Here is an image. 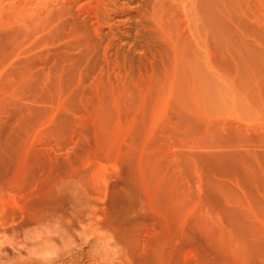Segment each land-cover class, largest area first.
Returning <instances> with one entry per match:
<instances>
[{
	"label": "rangeland",
	"instance_id": "374dc122",
	"mask_svg": "<svg viewBox=\"0 0 264 264\" xmlns=\"http://www.w3.org/2000/svg\"><path fill=\"white\" fill-rule=\"evenodd\" d=\"M94 1L20 5L1 178L55 243L0 264H264V0Z\"/></svg>",
	"mask_w": 264,
	"mask_h": 264
},
{
	"label": "bare ground",
	"instance_id": "6f19581e",
	"mask_svg": "<svg viewBox=\"0 0 264 264\" xmlns=\"http://www.w3.org/2000/svg\"><path fill=\"white\" fill-rule=\"evenodd\" d=\"M95 1L94 2L98 6L99 4L102 5L104 0H95ZM105 1L109 2L110 0H105ZM22 4H23L22 0H11L10 3L8 2V0H0V115L5 117V119H4V117L0 116L1 117L0 125L2 124L4 126H6L5 128L8 127L9 128L8 130L12 131L9 133V131L6 130V131H8V133L10 135H11V133L18 134L20 131V128L22 127L21 124L23 122L22 116H21V109H22L21 104H20L21 100L19 97L20 91H21L20 87H21V79H22L21 78V52L22 51H21V45H20L21 40H20V34H19V23L20 22L18 21L19 17L23 14L22 11L20 10V8H21L20 5H22ZM97 6H95V9H97L96 8ZM99 7H101V6H99ZM20 13H21V15H20ZM99 13H100L99 11H96V13H95V15H96L95 19L97 22L98 21L100 22V20H101L99 18L100 16L98 15ZM20 18H22V17H20ZM10 21H13V24L15 25L14 28L10 27L12 29L8 28ZM11 24L12 23H10V26L13 25V24L12 25ZM20 25H21V23H20ZM8 97L9 98L13 97V101H12L11 105L7 104V101L9 100ZM6 104L9 106H12V109H11L12 112H10L12 116H10V117L7 116V119H6V115L9 114L8 112H9L11 107L8 110L7 109L8 106ZM4 107H6V109ZM5 111H7V112H5ZM31 114H33V113H31ZM39 114H41V113H39ZM42 115L43 114H41V117H42ZM29 117H30V115H29ZM36 117H38V116L36 115ZM44 117H46V116L43 115V120H44ZM45 122L47 125L50 124V120L47 117L45 118ZM0 127H2V126H0ZM2 129H4V128H2ZM21 130H23V129H21ZM2 131L5 132V130L0 129V143H1V132ZM15 134H13V135H15ZM2 139L7 140V138L6 139L2 138ZM18 139L19 138H17V140ZM1 145H2V143L0 144V149L2 150ZM4 151H6V150H4ZM49 152H50V150H48V153ZM4 153L6 154V152H4ZM0 155H2V154H0ZM5 157H6V155H5ZM1 158H4V157H1ZM46 158H47V156H46ZM50 158H51V156L48 154V158H47L48 161L52 160ZM1 171L2 170H0V235L2 237L0 236V241H1L0 242V258L2 257L1 255L7 249L6 248L7 245H10L11 248L14 250L15 249L17 250L20 246H22L21 247L22 249H24V247H27L29 250H32V251L35 250V252L36 251L37 252L42 251L44 253L46 252V254L48 253L47 254L48 257H49V255L51 256V250H53L52 247H53V244L55 243L54 242L55 241V236H54L55 235V224H54V217H53L54 215L52 213L53 211L51 212V210L48 208L42 217L36 216L37 217V218L35 217L36 219L34 218L31 220L32 227L28 226L29 228H25L26 224H28L30 222L25 224V222L22 220V215L24 214V207H23V203H22L23 202L22 201L23 196L20 193L21 192L20 188L22 185V183L20 182L21 178H20V180H18L19 179L18 177H20V176H17L14 178L16 180H14L15 182H14L13 188L15 187L14 190H17L15 192V194L16 193L17 194H16V197L12 200L11 204H9L7 202V199H6V196L8 195L9 190L6 189V187H7L5 184L6 182L3 181V179L1 178V176H2L1 174L4 173ZM18 172L20 173V171H18ZM12 183H13V181H12ZM46 195H47L48 199L51 198V196H52L51 189H49L47 191ZM102 197H103V195H102ZM104 197H105V195H104ZM87 217H88V215H87ZM29 219H31V218H29ZM24 224H25V226H24ZM67 227H68V225H67ZM4 236L8 237L7 240L2 239V238H6ZM65 238L66 237H64V239ZM62 239H63V235H62ZM8 248H10V247L8 246ZM21 248H19V249L22 250ZM10 249L8 251H10ZM47 258H45V259L47 261H49L50 258H48V259ZM119 258H121V257H119ZM51 259H53V257H51ZM126 260L124 259L123 261L127 262L128 260L127 261ZM51 261L52 260H50L49 264L51 263ZM2 262H4V261H2ZM119 262H121V261L119 260ZM37 263H39V262H37ZM40 263H42V262H40ZM44 263H45V261H44ZM129 263L131 264V262H129ZM46 264H48V263H46Z\"/></svg>",
	"mask_w": 264,
	"mask_h": 264
},
{
	"label": "clouds",
	"instance_id": "9594fccd",
	"mask_svg": "<svg viewBox=\"0 0 264 264\" xmlns=\"http://www.w3.org/2000/svg\"><path fill=\"white\" fill-rule=\"evenodd\" d=\"M118 247V246H117Z\"/></svg>",
	"mask_w": 264,
	"mask_h": 264
}]
</instances>
